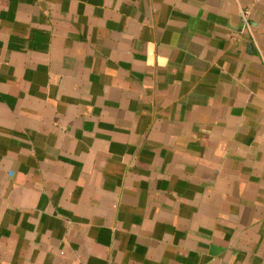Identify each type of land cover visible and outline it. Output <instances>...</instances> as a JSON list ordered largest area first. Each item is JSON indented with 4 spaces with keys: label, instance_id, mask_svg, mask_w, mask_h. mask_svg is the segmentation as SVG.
Segmentation results:
<instances>
[{
    "label": "crops",
    "instance_id": "crops-1",
    "mask_svg": "<svg viewBox=\"0 0 264 264\" xmlns=\"http://www.w3.org/2000/svg\"><path fill=\"white\" fill-rule=\"evenodd\" d=\"M0 264H264V0H0Z\"/></svg>",
    "mask_w": 264,
    "mask_h": 264
}]
</instances>
